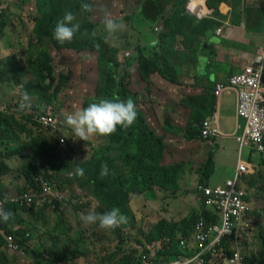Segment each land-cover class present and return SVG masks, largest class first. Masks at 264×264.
I'll return each mask as SVG.
<instances>
[{"label":"trees","instance_id":"trees-1","mask_svg":"<svg viewBox=\"0 0 264 264\" xmlns=\"http://www.w3.org/2000/svg\"><path fill=\"white\" fill-rule=\"evenodd\" d=\"M82 2H86V0H36L35 6L38 10L37 16L29 20L28 23L33 26L34 33L38 40L49 38V44L61 55L62 62L65 65V62H68V66L70 65L69 62L74 59L70 58L73 54L77 57L83 52H95L97 54L95 60L97 62L96 66H98L97 71L99 76L96 84V100L93 101L88 99V104L98 102L102 98H118L120 100L131 99L134 101L138 113L134 124L126 130L118 126L115 133L104 136L106 143L100 145V149L96 154L90 157V160L87 162H77L78 166L85 170L87 178L86 176L81 178L77 175L74 177V174L72 176L80 182V185L86 182L88 187H95L97 201L101 209H103L99 211L100 213H104L112 208H119L120 211L128 217L129 224H131L133 221L135 222V217L138 212H142L145 215L151 214L152 212L150 206L143 202H141L139 208L137 207L132 210L131 203L133 202V196L134 203H137L139 202L138 199H142L146 195L148 197L149 193L150 198H152L155 191L154 187L164 189L168 192L173 190L181 191L176 181V174L178 170L182 168L183 162L169 164L171 155L166 153V140L173 141L176 135L179 134H183L185 140L188 142L198 140V138L201 137V125L203 121L214 113L218 99V85L224 83L217 84L216 88H211L212 86L205 87L202 94L188 95L183 98L180 105L190 110L188 122L184 128L171 124V122L163 118L165 117L163 111L167 112L169 109L162 104L158 107L154 105L148 94L150 92H155L156 83L159 82L158 80L162 82V79L167 81L168 84H171L172 87H177L181 90L186 85L181 82L176 72H173L174 69L177 68L176 56H174L176 50L173 47L177 48V46L176 44H171L173 47L170 45L164 46L165 43H168L164 37L172 31L173 26H170L171 22L172 25H177V17L183 15L182 9H184L187 4H179L180 9L177 7L172 14H168L164 17L168 24V26H165L167 32H163L157 38V47H154L152 44L143 47L137 46L134 48V56L127 59H125V57L120 59L123 51L110 44L106 40L107 37H102L96 33L97 27L103 25L101 23L103 12L101 11L94 15L92 14V18H90V12L84 13V19L81 17L79 21L80 30L75 34L71 43L60 45L52 38V31L57 21L64 16L66 11L73 12L76 17L78 13L81 14L84 12L80 7ZM88 2H90V0H88ZM139 5H141L139 16L142 19L147 16L146 14L149 7H152L161 18L163 17L162 7L164 4L161 2L159 3V0H140ZM208 5L210 7L214 6L211 0H208ZM103 9L111 13L112 18L115 20L119 18L118 15L112 13L107 7ZM12 10V5L4 10L2 21L0 22V32H3L4 27L7 26L5 17L8 13H11ZM173 22H175V24H173ZM175 27L182 28L183 26ZM204 31H206V33L208 32V26H204ZM172 34H183V30L178 29ZM172 38L174 39L173 36ZM198 44H200V41H198ZM184 46H188L186 41L184 42ZM149 51L150 53L147 54ZM61 52H63V54ZM33 57L34 58L29 60V73L37 79V82L28 83L25 91H27L29 95L39 97L40 101L46 104L47 109L43 112L44 114H48L50 111V113L55 115L54 117L57 119V124L49 128H44V131L53 133L56 144L50 146L49 139L46 138L44 134L42 137L36 138L32 135L33 130H27L29 127L26 126L28 122L38 128H43L32 119L31 115H22L23 121L20 122L15 116H9L11 112L9 111L7 115H2L0 118V146L1 144H5L4 140H7L6 138H9L8 143H15L16 140L11 139L10 136H17V132H20V128H23L25 134L30 136L27 142L28 146L24 148V150H32L30 157L33 156L24 172L26 182L28 183L26 188L28 189H32L34 186L37 187V184L34 182V176L37 170L40 168L46 170V163L48 165H53L54 159H43V155L50 153L58 158L61 151H58L57 147H65L61 144V140L66 142V139L62 138V135L56 133L57 130H60L62 124L55 110L59 112V110L64 109L66 104L60 101L59 95L74 76L72 70H69V72L65 74L61 73L58 77L55 76V66L53 65L55 59L54 53L49 52L48 49L39 52L36 58L35 56ZM86 59L94 60L93 57L86 58V55L83 54L79 58V61H83L81 65L85 63ZM178 59L179 57H177V60ZM255 63H257V61ZM243 70L237 74L242 73ZM227 84L226 82L224 85ZM143 91L144 93H142ZM88 104H85L83 107H87ZM141 105L147 106L150 110L145 113ZM66 117L67 115L64 119H66ZM9 119L12 120L10 126L8 125ZM24 119L28 121L24 122ZM158 126H162V131H165L166 134L163 132V135H159L158 130L161 132V129ZM7 128L8 130L6 131L5 129ZM53 128H55L56 131L53 130ZM6 132L9 134L8 137L5 136ZM98 137L101 138L103 136L98 135ZM41 147L46 148L47 151L40 155L37 149ZM71 149L72 146L69 143L68 150L70 151ZM70 153H72V151ZM180 154L181 151L177 152V155ZM258 156L263 157L261 155ZM65 159H67V157ZM104 164L108 166L109 174L101 177V166ZM62 165L68 167L67 162L62 163ZM260 165L264 169V158L261 159ZM215 166L214 153H209L206 162L197 169L200 185H208L209 179L215 173ZM46 176L51 181L48 170ZM253 179L254 178H252V180ZM250 183L251 181L247 185L249 189ZM60 190L63 191L62 189ZM246 191L248 192L247 189ZM48 204L50 203H46L45 206L42 207L37 208V206H34L27 209V217L30 215H34L35 217V228L40 224V218L45 216L42 214L49 210L48 206L50 205ZM53 204L63 206L70 205L68 199L62 202L56 201ZM201 207V211L198 214L195 213V216L191 219L192 223L190 227H183L182 233L187 239L191 237L193 225L200 218H204L208 222H215V218L219 219L214 210L207 209L203 204H201ZM5 209L11 210L14 217L15 213L21 210V207L18 204L6 202ZM12 222V219L7 223L1 221L4 235H0V264H9L8 256L3 250L6 246L5 234H13L17 237L16 243L19 247V252L26 253V257L30 256L32 264H106L104 263V259H100V254L93 253V248L90 244L91 238L92 236H96L101 239L106 238L109 241H116L119 234V229L104 230L100 229L98 224H96L94 226L91 225L93 229L90 226L83 227L77 239V235L74 234L75 227L73 225H68L67 219H65L64 222L67 225V231L64 233L66 234L65 240H68L67 245L70 244V248L65 244L61 246L60 250H57L59 245L55 243L48 252L46 248H43V251L47 253H42L41 248L43 244L41 238H38V240L37 238L34 240L26 239L25 230L21 229L15 231L14 228L16 224H12ZM22 223L26 224V221L23 219L19 222L18 220V224ZM164 224H168V221L166 219H161L159 225H154L152 228L156 233L140 231L138 232V237L142 239V235H144L148 241L145 244L153 243L158 240L170 239L169 245H165L164 250L165 256L171 260L184 253L176 237L175 228H173V236H169V233L166 235L165 232L167 228L163 227ZM80 225L81 222H79L78 226ZM72 233L73 236H71ZM260 236L264 244L263 226L260 227ZM75 240H77V244ZM83 245H86L85 249L82 248ZM223 247L225 251L228 250L227 244L223 245ZM13 252L20 254L16 251ZM128 258L127 253H124L120 258L119 255H117V259H110V262L112 264H130ZM208 260L210 264L213 263L210 258H208ZM249 263L253 264L254 262L249 260ZM134 264H139L137 256H135ZM259 264H264V260L260 261Z\"/></svg>","mask_w":264,"mask_h":264},{"label":"rangeland","instance_id":"rangeland-1","mask_svg":"<svg viewBox=\"0 0 264 264\" xmlns=\"http://www.w3.org/2000/svg\"><path fill=\"white\" fill-rule=\"evenodd\" d=\"M90 2H94V10L96 12H100V8H105L107 6L115 8L114 0H109L107 5L101 1L97 2L95 0H90ZM133 2L134 1L132 0H129V3L127 2V0H120L119 2V18L117 19V22L123 23V31L109 36L105 32L103 25L98 26V28L96 29V33L98 35L107 37L106 40L110 44L123 51L120 59H123V57L127 59L134 56L135 38H140L142 43L148 42L154 35L155 27H158L159 23L160 25H164V21L167 22V20L162 19L155 22V19L151 18H148V20L145 21L139 16V9L138 12H136L137 16L135 19ZM35 4L36 0H15L12 4L13 10L5 17L8 30H5L3 34L7 36H14L17 44L21 45L18 48V51H22V59H24L25 56L28 59L27 65L26 63L22 64L23 70L24 72L26 71L27 75H19L14 78L10 74H6V84L11 85L12 90H15L16 93L22 94L23 91L27 88L26 85L28 83H36L37 79H35L32 74L29 73V60L34 58L33 56H35L36 58L39 52L44 51L45 49H48L49 52L54 53L55 59L53 65L55 66V76L58 77L59 74H65L69 72V70H72L74 73L72 79L66 84L63 92L59 95L60 101L66 104L64 106V109L59 110V112L54 109L62 124L60 130H57L56 133L62 135V138L66 139V142L63 145L65 147H57V150L61 151L58 158L54 157L50 153L43 155V159H54L53 165H48L46 163L47 169L44 170L46 172L47 170L49 171L53 184L64 191L62 192L66 195V198L69 200L70 205L63 206L52 204L48 206L49 210L42 214L45 216L40 218V224H38V227L35 231H32L30 228L27 231L24 228L25 223L21 224V228H24L26 233H30V240H34L36 237L37 240L38 238H41L43 244L41 252L43 253V248H46L48 252L51 250L55 243L59 245L57 250H60L62 245H67L68 240H65L66 234H64L65 231H67V225L64 222L65 219H67L68 225H73L75 227L74 234L77 235L76 238L78 239L79 232L83 229V227H86L83 221L80 219L81 213L87 214L89 211L100 213L99 211L103 210L101 209L100 204L97 201L95 195V187H88L86 182L80 185V182L74 179V177L76 175L75 169L78 166L77 162H87L88 160H90V157L98 152V150L100 149V145L106 143V141L104 136L99 138L98 135L90 137L87 141L77 139L74 136L72 130H70L71 128L67 126L65 122L66 119H64L66 115H69L70 113L81 109L85 104H88V99H91L93 101L96 100V84L99 76V73L97 71L98 66H96L97 62L95 60L97 54L95 52H83L79 57L72 59L71 62H69V66L68 62H65V65L62 62L61 55H59V53L56 52L57 50H54L53 46L49 44V38L38 40L36 34L34 33L33 26L28 23L29 20H31L32 18L34 19L37 16L36 14L38 13V10ZM187 8L188 7L185 6V8L182 9L183 15H186ZM92 12H90V18H92L93 16ZM84 13L85 12L77 14L78 16L76 17V22L79 23L81 17L82 19H84ZM162 33L163 32L157 33V35L160 36V34ZM128 53L129 55H127ZM149 53L150 51L147 54ZM83 54L86 55V58L93 57L94 60L86 59L85 63L81 65L83 61H79V58ZM183 68L184 67L180 68V70H182ZM158 81L159 82L156 83L155 92H150L148 94L150 100L157 107L162 104L169 109L167 112L163 111L165 115V117H163L164 119H167L173 125L178 124L182 126V128H184L188 122L190 110L182 107L180 105V102L183 98L189 95V89H187L186 87L197 89V87L199 86H195L194 84H186L181 90L177 87H172L171 84H168L167 81L163 79L162 82H160V80ZM203 87H205V85H203ZM142 93H144V91ZM16 102L18 103L14 112L19 113L21 117L22 115L28 116L27 111L33 104L30 102H26L27 106L21 108L20 105L22 100H17ZM42 104L47 108L45 103ZM141 107L145 111V113L150 110L147 106L141 105ZM9 110L11 111V109ZM175 119H177L178 121H175ZM240 120L242 122V126L243 123L245 125V122H243L242 119ZM24 121L27 122L28 120L24 119ZM26 126H29L27 130H33L32 135L34 137L40 138L44 134V136L49 139L50 146L52 144H56L52 132H46L44 131V128H38L35 125H32L30 122H28ZM160 129L161 132L158 130L159 135H163V132L164 134H166L165 131H162V126L160 127ZM53 130L56 131L55 128H53ZM242 133L243 131L240 132V135ZM4 141L5 145L1 146L2 150L3 147L7 146V140ZM166 142V153L168 155H171V158H169V164L183 162L182 168L179 169L176 174V181L180 186L181 191L173 190L171 192H168L164 189L154 187L155 191L152 198H150L149 193L148 197L146 195L144 196V198L138 199L139 202L137 203H134L133 196V202L131 203L132 210L137 207L139 208L141 202H143L150 206L152 212L148 215H145L142 212H138L135 217V222L133 221L131 224H129L128 221L127 223L121 224L119 227H117L116 229H119V234L116 241H109L106 238L101 239L99 237L92 236L90 244L93 248V253L100 254V259H104V263L112 264L110 262V259H117V255H119L120 258L124 253H127L130 264H134V259L137 254V247L148 242L147 238L144 235H142V239L139 238L138 232L143 231L156 233V231H153L152 228L154 225H159L161 219H166L168 221V224H164L163 227L167 228L165 234L167 235L169 233V236L174 235L173 228H175L176 237H178L183 231V227H190L192 223L191 219L195 216V213L198 214L202 209L201 196L199 194L197 196L196 193L197 186L199 184V175L197 173V169L203 166L204 162H206V159L208 158L209 153H214L216 158L215 174L208 181L210 186L216 187L218 185H224L227 178L234 177L233 172L237 158L239 156V146L237 144L224 146L223 144H221V142L219 143V145L211 146L207 143L206 140H202L200 137L198 138V140L188 142L185 140L183 134L176 135L173 141L166 140ZM69 143L72 146V149L70 151L68 150ZM37 150L40 155L42 153H46L47 151L46 148L42 147ZM71 151L72 153H70ZM179 151H181V154L177 155V152ZM243 155L244 157L242 156V160H247V149H244ZM66 157L67 159H65ZM30 158L32 159L33 156H31ZM66 162L68 163V167L62 165V163ZM24 166L22 168L18 167L16 173H12L11 176L16 177L17 180L18 178H20L21 181L26 180L24 176V172L26 171L24 169ZM20 172L23 173V176L21 177ZM73 174L74 177H72ZM251 177L254 179L252 180ZM250 181L251 183L249 185V189L247 188V185ZM6 186H8L7 179H5L4 177L2 189H5ZM240 186L245 190H248L250 201L256 208L255 213L252 216V219L254 220L253 222L255 223L253 225L252 233H250L247 237H244L242 240L232 243L235 245V247H239L244 257L248 258V260L253 261L254 263L259 264L260 261L264 260V244L262 243V239L258 236V229L260 228V224L264 226V169H256L255 174L253 176L247 177L245 181L240 183ZM23 190L24 189L20 190L19 193H21ZM10 194H12V197H8L4 192H1V195L3 197L5 196L8 202H10V198L16 199L18 196V193L12 192ZM24 218H26V224H28L30 221L31 225L35 227L34 215L28 217L24 216ZM257 220L260 222V224ZM79 222H81V227L78 226ZM71 236H73V233L71 234ZM75 241L77 244V240ZM67 247L70 248V244L67 245ZM82 248L85 249L86 245H83ZM47 252L45 251L44 253ZM9 253L13 257L14 252L8 251V254ZM15 254L16 253H14V255ZM16 255L19 256L17 260L18 264H32L30 256L26 257L20 254Z\"/></svg>","mask_w":264,"mask_h":264},{"label":"crops","instance_id":"crops-1","mask_svg":"<svg viewBox=\"0 0 264 264\" xmlns=\"http://www.w3.org/2000/svg\"><path fill=\"white\" fill-rule=\"evenodd\" d=\"M95 1H101L107 5L109 0ZM132 1H134V18L136 19V12H138V9L139 13L141 11V5H139L140 0ZM119 2L120 0H114L115 8L110 6H107V8L112 13L118 15ZM127 2L129 3V0H127ZM160 2L164 4L162 7L163 17L161 18L152 7H149L146 14L147 17L143 18L145 21L148 20V18L155 19V22L161 19L165 20L164 17L168 14H172L177 7L180 9L179 4H187L186 7H189L187 9L191 8L189 10L190 13L187 11L186 15L177 17V25H172V22L170 23V26H173L172 31L164 37L168 42L165 43V45L171 46V44H176L177 46V48L171 46L176 50L174 56H176L177 68L173 72H176V75L180 77L182 83L199 86L197 89L186 87L189 89V95L202 94L205 87L212 86L211 88H216L219 83L225 84L231 76L241 72L246 66L255 63L259 59V51L264 45V0H211L214 5L213 7L208 5V0H159V3ZM96 13L97 12L93 10L92 14L94 15ZM173 24H175V22H173ZM164 26H168V24L165 22L164 25H160L159 23V26L154 29L152 39L148 42L142 43L140 38H135L134 48L136 46H147L154 40H157V33L167 32ZM175 26L183 27L177 28ZM204 26H208L207 33L204 31ZM218 28H223L221 34H218ZM178 29L183 30V34L173 35L172 33H175ZM5 30H8V26L4 27L3 32ZM3 32H0V102L7 106L8 109H11L9 116L13 115L21 122L23 121L21 115L14 112L18 103L16 102L17 100L23 101V98L27 97V102L33 104L27 111L28 115L30 111L41 113L47 108L41 103L38 97L28 95L25 90L22 94L16 93L15 90H12L11 85L6 84V74H10L14 78L19 75H27L26 71L24 72L23 70L22 64L26 63L27 65L28 59L26 56L22 59V51H18L21 45L17 44L14 36H7L3 34ZM185 41L187 42V47L184 46ZM198 41H200V44H198ZM154 47H157V45H154ZM61 53L63 54V52ZM75 57L77 56L73 54L70 58ZM177 57H179L178 60ZM182 67L184 68L180 70ZM203 85H205V87H203ZM217 95L218 99L214 113L208 118H213L216 121V125L221 129V135L213 140H208L207 143L211 146L219 145L221 142L224 146L232 144L238 145L237 137L240 135V132L243 131L244 126V123L242 126L240 119H242L243 122L245 121L238 115L237 90L226 88L221 92L217 91ZM11 121V119L8 120L9 126ZM175 121L178 120L175 119ZM175 125L182 128V126L178 124ZM8 128L5 130L7 131ZM5 136L8 137L9 134L6 132ZM10 138L15 139L16 142L8 143L9 138H6L7 146L3 147V155L6 156H3L0 162V170L4 174L5 179H7L8 185L5 189H2V192L8 197H12V194H10L12 192L18 193V196H20L22 192L19 193V191L27 189L26 186L28 183L26 180L21 181L20 178L17 180V178L12 177L11 174L16 173L18 167L22 168L25 165V169L29 164L27 162L30 160V155L32 153V150H24L25 146H28L27 142L30 136L25 134L23 128H20V132H17V136H10ZM2 145L5 144H1V146ZM242 156L244 157L243 153ZM246 158L247 160L243 159V161L249 163L251 167L257 170H263L260 161L264 157H260L247 150ZM214 159L216 165L215 155ZM238 160L239 156L236 161L233 175L235 174ZM21 176H23L22 172H20V177ZM231 178L232 177L227 178L225 182ZM208 185L210 186L209 183ZM2 198L7 200L5 196H2ZM252 205L254 206V204ZM255 209L254 207V213ZM24 216H26L24 209L15 213L12 219V224H16V227L14 226L15 231L21 230L19 229L21 224H18V220L19 222L23 219L25 220L26 218H24ZM24 228L27 231L29 228L32 231L36 230V228L31 225L30 221L28 224H25ZM4 253L9 257V264H15V261L16 264H18V255H14L13 253L12 257L7 251Z\"/></svg>","mask_w":264,"mask_h":264},{"label":"built area","instance_id":"built-area-1","mask_svg":"<svg viewBox=\"0 0 264 264\" xmlns=\"http://www.w3.org/2000/svg\"><path fill=\"white\" fill-rule=\"evenodd\" d=\"M15 0H0V22L2 15L8 6ZM222 29L218 30L221 33ZM264 49L261 55V62L256 66L247 67L242 73L233 75L228 84L218 85V92L226 88L237 90L238 97V115L245 121L243 133L237 137L239 145V160L233 178L226 181L221 186L209 187L198 186L203 203L206 207L216 211L219 217V223L207 222L201 218L196 222L193 232L195 246L190 248L185 240H181L182 249L185 255L172 260L164 261L160 256L161 247L158 244H151L150 253L141 255V264H208L207 257L218 256V247L221 242L227 238L235 236L238 240L251 228L249 217L252 215V203L249 200L248 192L240 186V183L254 173V169L242 161L244 149L264 157ZM7 106L0 102V118L8 112ZM32 119L43 128H49L57 124V119L52 113L44 114L36 111H30ZM201 134L204 139L217 138L221 135L220 128L216 125L213 118H207L202 125ZM61 144L65 141L61 140ZM1 156V149H0ZM4 177L0 173V203L5 207L8 201L1 196ZM37 187H33L29 192H25L16 199L11 198L10 202L20 205L23 209H30L34 206H42L46 203L62 202L65 200L64 194L55 188L43 174H38L34 178ZM0 235H4L1 227ZM29 234H27V237ZM6 246L10 251L19 252L17 237L10 234L6 235ZM20 253V252H19ZM26 256V253H20ZM222 262L224 264H245L244 259L237 250L233 256L224 254Z\"/></svg>","mask_w":264,"mask_h":264},{"label":"clouds","instance_id":"clouds-1","mask_svg":"<svg viewBox=\"0 0 264 264\" xmlns=\"http://www.w3.org/2000/svg\"><path fill=\"white\" fill-rule=\"evenodd\" d=\"M80 7H81V10L84 11V12H92L94 10V2H88V0H86V2H82L81 3ZM190 9H187V11L189 12ZM99 10L101 12H103V17H102L101 23L103 24L105 32L109 36L124 30L123 23L117 22V20L112 18L111 13H109L107 10H105L103 8H100ZM219 29H222V31H223V28H218V30ZM79 30H80V24L78 22H76V16L73 14V12L69 11V12H66L64 14V16L60 20L57 21V23H56V25H55V27H54V29L52 31V38L56 42H58L60 45H64L66 43H71L73 41L74 37H75V34ZM221 33H218V34H221ZM157 44H158L157 40H154L152 42L153 46L157 45ZM263 49H264V45H263L262 49L259 51V55L260 56H259V59L257 60V63H253L251 65H248L247 67L256 66V65L260 64L261 55L263 53ZM127 55H129V53ZM230 78H229V80H230ZM229 80L227 81V83L229 82ZM26 102H27V97H24L23 101L21 102L20 107L21 108L26 107L27 106ZM7 110H8V112L10 111L9 109H7ZM8 112H6L3 115H7ZM43 112H41V113H43ZM137 114L138 113H137L136 105H135L134 101L131 100V99L120 100L118 98L117 99L102 98L98 102L90 103V104H88L87 107H83V108H81L79 110H76L73 113H70L69 115H67L65 122H66L67 126L69 128H71L74 136L77 139H81V140L87 141L90 137L97 136V135H99V136H109V135H111V134L116 132L118 126L120 128H122V129H124V130L128 129L136 121ZM202 125H203V123H202ZM202 125H201V129H202ZM200 138L202 140L208 141L207 139H204L202 137V134H201ZM213 139H215V138H211L209 140H213ZM0 149H1V146H0ZM3 153L4 152L1 149L0 160L3 157ZM253 154H255V153H253ZM256 155H258V154H256ZM241 159H242V157H241ZM30 160H31V158H30ZM30 160L27 163H29ZM245 163H247V162H245ZM247 164H249V163H247ZM252 168L254 169V173L252 175H250V176H253L255 174V172H256V169L254 167H252ZM0 173L3 175V177H5L4 174L1 171H0ZM38 174H43L44 177L48 181H50L47 178L46 171L43 168H40L39 170H37L36 175L34 176V178ZM75 174L77 176L83 178L84 175H85V170L83 168L77 166L76 169H75ZM108 174H109L108 166L106 164L102 165L101 166V172H100L101 177L107 176ZM250 176H248V177H250ZM34 182H35V180H34ZM50 183L55 188L59 189L56 185L53 184L52 180L50 181ZM198 186H200V184H198ZM198 186H197V191H196L197 196H198V194L200 195V192L198 191ZM202 186H209V185H202ZM221 186H223V185H221ZM209 187H212V186H209ZM30 190H31L30 188L29 189L27 188L26 190L22 191V194L25 193V192H29ZM64 196H65V200H66L67 199L66 195L64 194ZM249 199H250V196H249ZM201 200H202V198H201ZM53 203L54 202H52V203H50L48 205H51ZM201 204L204 205L203 200H202ZM42 206H45V204L42 205ZM42 206H38V207H42ZM253 207L254 206L252 205V215L249 217L250 218L249 221L251 222V228L249 229L248 233L244 234L238 240L235 239V236H232V237L229 236V237L225 238L221 242L219 247H218V250H219V252L217 254L218 256L212 257L211 255H209L207 257V263L208 264H210L208 258H210L213 261L212 264H224L222 262L224 254H227L228 256H233L234 253L237 250H239V252L241 253L239 247L238 246L235 247V245L232 242H238V241L242 240L244 237H247L250 233H252L253 225L255 223V222H253L254 220L252 219V216H253V213H254V208ZM206 208L207 209H212V208H208V207H206ZM21 209H23V208L21 207ZM24 210L26 212V217H27V210L26 209H24ZM212 210H214V209H212ZM11 219H13L12 211L11 210H6L4 205L2 203H0V221H2L4 223H7ZM80 219L83 221L85 226L98 224L99 228L100 229H104V230H112V229H115V228L119 227L121 224H125V223L128 222V217L125 214H123L120 211L119 208H112L109 211H106L104 213H97L95 211H89L87 214L81 213ZM214 223H219V219L215 218V222ZM258 223L260 224L259 221H258ZM195 224L193 225V232H194ZM261 226L262 225L260 224V227ZM20 229L24 230V228H20ZM193 232H192L191 237L189 239L185 238L183 236V233L181 232V234L177 237V239L179 241V244L181 243V240L183 239V240H185L187 242V244H188V246L190 248H193L195 246V244H196L195 243V239L193 237ZM27 234H29L28 237H27ZM258 236L261 238V236H260V228L258 229ZM29 237H30V233H25V238L29 239ZM154 243L158 244L157 245L158 247L159 246L161 247V249H160L161 253L158 256H160L164 261H172V260H175V259L185 255V252L182 249V251L184 253L183 255L174 257L171 260L168 259L165 256L164 246L165 245H169L170 239H165V240H160V241L158 240L156 242L145 244V245H140V246L137 247L136 256L139 259V264H141V255L145 254V253H150L149 247H150L151 244H154ZM192 243H193V245H192ZM226 244L228 246V250L225 251L223 245H226ZM180 246H181V244H180ZM181 248H182V246H181ZM3 250L5 252L6 251L8 252L7 246H5ZM241 255H242V253H241ZM242 257L244 259V263L245 264H250L248 258L244 257L243 255H242ZM253 264H257V263H253Z\"/></svg>","mask_w":264,"mask_h":264}]
</instances>
